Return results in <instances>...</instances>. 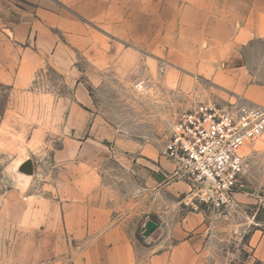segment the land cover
<instances>
[{"label": "rangeland", "instance_id": "obj_1", "mask_svg": "<svg viewBox=\"0 0 264 264\" xmlns=\"http://www.w3.org/2000/svg\"><path fill=\"white\" fill-rule=\"evenodd\" d=\"M186 5V0H112L110 24L105 28L60 5L93 34V43L77 50L68 34L58 30L77 75L46 67L38 73L32 91L60 102L70 99L72 88L79 87V101L89 100L88 107L80 104V108L93 115L92 135H85L87 145L79 155L66 156L61 153L62 144L72 134L64 110L24 95L14 100L10 89L0 85V202L11 192L21 201L53 194L56 178L62 187L68 180L96 170L100 182L117 193L124 206L136 247L154 246L164 239L168 228H178L181 217L191 213L200 221L195 232L205 231L202 250L195 252L200 256L197 264H260L252 256L251 238L254 233H264V133L244 150L246 173L233 202L215 214L186 206L188 192L173 198L158 190L151 198L143 178L109 158L114 144L128 154L132 146L142 145L162 152L183 113L228 98L200 71V65L208 63L201 61L205 30L199 14L188 12ZM254 49L253 62L264 68V42ZM93 140L100 147L90 142ZM27 159L34 164L31 177L18 173V166ZM168 214L173 219L167 220ZM148 219L156 223L157 230L145 232ZM0 234V255L13 256L14 263L21 264L24 238L7 236L6 228Z\"/></svg>", "mask_w": 264, "mask_h": 264}, {"label": "crops", "instance_id": "obj_2", "mask_svg": "<svg viewBox=\"0 0 264 264\" xmlns=\"http://www.w3.org/2000/svg\"><path fill=\"white\" fill-rule=\"evenodd\" d=\"M186 1V9L199 14L205 30L206 48L201 61L208 63L200 65V71L228 94L220 103L264 106V68L253 62L254 46L264 42V0ZM62 4L104 28L110 24L112 0H0V85L10 89L14 100L24 95L63 109L72 136L64 138L61 153L72 157L87 145L85 135H92L89 126L93 115L80 108V104L88 107L89 100L79 101V87L72 88L70 99L60 102L32 91L38 73L46 67L63 75H77L71 52L58 38V30L68 34L77 50L93 43V34L78 17L63 10ZM90 142L100 147L97 140ZM122 149L114 144L109 158L143 178L151 198L158 190L167 191L173 198L189 191L184 181L171 178L174 165L155 147L132 146L129 154ZM54 156L58 162V151ZM55 167L58 169V164ZM88 173L68 180L62 187L56 178L53 194L21 201L11 192L0 202V230L6 228L7 236L24 238L21 264L198 263L200 256L195 252H200L205 242V231L195 232L200 225L198 215L185 214L178 228H168L164 239L154 246L136 247L135 232L128 227L129 216L117 193L100 182L96 170ZM165 216L173 219L171 214ZM145 227V232H150L156 223L148 219ZM251 239L254 260L264 264V233H254ZM154 248L156 253L152 252ZM0 264H15L13 256L0 255Z\"/></svg>", "mask_w": 264, "mask_h": 264}, {"label": "built area", "instance_id": "obj_3", "mask_svg": "<svg viewBox=\"0 0 264 264\" xmlns=\"http://www.w3.org/2000/svg\"><path fill=\"white\" fill-rule=\"evenodd\" d=\"M264 133V106L206 103L183 113L162 156L189 188L185 205L220 213L246 173L244 150Z\"/></svg>", "mask_w": 264, "mask_h": 264}, {"label": "water", "instance_id": "obj_4", "mask_svg": "<svg viewBox=\"0 0 264 264\" xmlns=\"http://www.w3.org/2000/svg\"><path fill=\"white\" fill-rule=\"evenodd\" d=\"M34 172V164L32 160L27 159L23 161L19 166H18V173L26 176V177H31Z\"/></svg>", "mask_w": 264, "mask_h": 264}]
</instances>
